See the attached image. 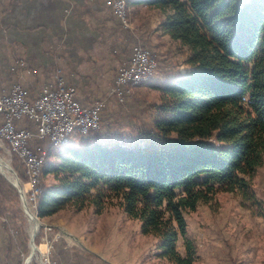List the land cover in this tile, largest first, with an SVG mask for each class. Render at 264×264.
<instances>
[{"label":"trees","instance_id":"obj_1","mask_svg":"<svg viewBox=\"0 0 264 264\" xmlns=\"http://www.w3.org/2000/svg\"><path fill=\"white\" fill-rule=\"evenodd\" d=\"M127 2L168 11L161 28L189 48V69L141 83L160 93L146 105L150 129L132 141H103L98 128L57 147L34 140L47 154L30 204L44 217L67 205H92L100 213L116 203L140 221L142 233L159 239V253L172 264H195L185 211L211 202L219 191L238 192L246 206L261 205L249 176L264 153V0ZM12 154L13 167L27 182ZM47 175L52 183L44 181ZM10 208L13 218L22 214L17 189L0 173V212ZM51 253L56 264L87 259L60 237L52 240Z\"/></svg>","mask_w":264,"mask_h":264},{"label":"rangeland","instance_id":"obj_2","mask_svg":"<svg viewBox=\"0 0 264 264\" xmlns=\"http://www.w3.org/2000/svg\"><path fill=\"white\" fill-rule=\"evenodd\" d=\"M167 12L155 7L129 5V26L139 25L141 28L139 38L133 43L147 46L157 60V73L149 80L150 84L164 81L169 75H183L189 69L185 62L189 48L170 38L161 28ZM151 29L156 31L152 35ZM159 93L160 90L152 85L139 84L123 102L106 100L97 130L101 139L132 141L149 130L150 109L146 105L156 101ZM133 104L136 108H131ZM72 137L71 142L75 141ZM7 147L5 140L0 138V158L15 171L27 204L33 211L27 193L30 185L19 178L13 167L14 156ZM43 179L47 183L53 182L51 175ZM249 179L261 205L246 206L238 192L219 191L211 202L199 203L195 210L185 211L187 236L195 243L198 254L195 264H264V153L261 164ZM20 206L22 208L21 201ZM0 215L8 219L0 223V264H14L16 257H21L20 264H26L24 260L31 250V234L35 232L30 216L23 208L22 214L14 218L11 208ZM37 220L42 224L34 235L39 248L46 240L52 242L58 236L71 251L87 258L85 261L81 259L82 264H172L159 253V239L142 233L140 221L128 216L116 203L106 205L100 213H95L92 205L81 210L67 205L51 215L38 216ZM80 236L82 239L78 238ZM177 248L184 253L181 238ZM38 253L40 251L36 249L28 264L38 262Z\"/></svg>","mask_w":264,"mask_h":264},{"label":"crops","instance_id":"obj_3","mask_svg":"<svg viewBox=\"0 0 264 264\" xmlns=\"http://www.w3.org/2000/svg\"><path fill=\"white\" fill-rule=\"evenodd\" d=\"M140 32L123 28L104 0H0V88L19 80L35 97L61 66L81 104L108 102L117 66ZM18 58L26 65L12 70Z\"/></svg>","mask_w":264,"mask_h":264},{"label":"built area","instance_id":"obj_4","mask_svg":"<svg viewBox=\"0 0 264 264\" xmlns=\"http://www.w3.org/2000/svg\"><path fill=\"white\" fill-rule=\"evenodd\" d=\"M117 16L121 26L129 27V5L127 0H104ZM26 65L18 58L15 66ZM157 60L147 46L136 43L129 60L121 63L114 77L109 95L123 102L135 86L149 80L157 72ZM104 99L83 105L77 98V88L70 83L61 66L52 74V79L42 83L35 97L19 81L8 89L0 88V138L7 148L21 161L28 176L30 200L39 191L36 186L47 150L34 140L48 141L52 146H62L76 137L99 128L100 115L105 107ZM28 123V124H27ZM32 124V127L30 126ZM8 219L0 215V223ZM44 240V239H43ZM44 252L38 253L36 264H56L51 257L52 242L45 241Z\"/></svg>","mask_w":264,"mask_h":264},{"label":"water","instance_id":"obj_5","mask_svg":"<svg viewBox=\"0 0 264 264\" xmlns=\"http://www.w3.org/2000/svg\"><path fill=\"white\" fill-rule=\"evenodd\" d=\"M9 168H10V171L13 172L16 175L15 171L13 170V168L11 166H9ZM0 173H2L5 176V178L17 189V191L19 193V196H20V201H21V205H22V208H23L24 212L27 215L31 216V217L38 218V216L30 209L29 205L27 204V201H26V198H25V195H24L22 189L20 187H18L16 185V183L11 181L10 178L8 176H6L2 171H0ZM41 225L42 224L39 222L38 227H40ZM34 235H35V232L33 234H31V238H30V248H31V250H30V253L26 256L27 258H25L24 262H26V260H30L32 258V256H33V254L36 251L37 245L34 242Z\"/></svg>","mask_w":264,"mask_h":264},{"label":"bare ground","instance_id":"obj_6","mask_svg":"<svg viewBox=\"0 0 264 264\" xmlns=\"http://www.w3.org/2000/svg\"><path fill=\"white\" fill-rule=\"evenodd\" d=\"M0 171H2L6 176H8L10 178V180L13 181L14 183H16V185L18 187H20L23 191V188L21 186L20 181L18 180L16 175L10 171L8 164L5 161H3L2 158H0ZM23 193L25 195L24 191H23ZM30 218H31L33 228H34L33 230L36 232L38 229L39 221L37 220V218L31 217V216H30ZM45 248H46L45 244H43L42 247H40V248L38 246L36 247V249H38V251H40V252H44ZM29 262H30V260H27L26 264H28Z\"/></svg>","mask_w":264,"mask_h":264}]
</instances>
